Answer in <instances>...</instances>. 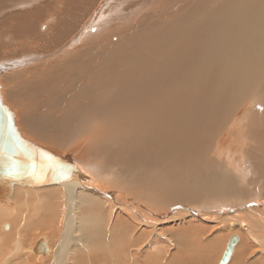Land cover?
Returning a JSON list of instances; mask_svg holds the SVG:
<instances>
[{
	"label": "bare ground",
	"instance_id": "obj_1",
	"mask_svg": "<svg viewBox=\"0 0 264 264\" xmlns=\"http://www.w3.org/2000/svg\"><path fill=\"white\" fill-rule=\"evenodd\" d=\"M157 3L160 7L151 9ZM33 4V0H14L9 10L8 6L0 9V17L5 15L0 18V84L4 85L0 87V104L12 106L4 109L18 138L28 146L58 155L65 162L64 167L68 165L81 178L58 166L66 172L65 179L32 186L13 184L11 194L0 197V226L8 229L5 233L16 227L13 220L6 221L9 214L15 215L17 210L19 218L28 207L27 213L34 216L29 215L26 220L31 228L27 234L31 235L24 251L32 254L38 241L43 239L47 248L43 258L49 264H67L65 249L75 244L85 246L89 260L96 256L101 264H158L160 257L149 255L155 254L154 250L148 254L141 252L152 240L146 239L139 246L142 236L139 231L147 229L160 236L157 232L163 230L160 226L187 217L202 222L209 230L226 226L239 238L235 253L233 248L230 256L235 259L231 264H247L251 261L249 257L264 253V198L259 190L254 193L249 192V186L248 190L239 188L250 183V177L264 179V126L258 130L260 121L264 125L261 108L264 103H260L264 93V0H50L39 9ZM165 4L167 7L162 8ZM42 8L50 9L47 19L54 18L51 37L42 40L41 48L36 50L21 45L25 49L19 52L5 51L1 46L16 47V37L26 35L32 43L40 40L38 26L46 20H41ZM157 9L162 10L164 24L154 33L150 31L152 13ZM69 13L71 19H68ZM3 27H8V31ZM72 34L75 36L71 37ZM116 37L120 38L114 40ZM121 37L132 39L119 44ZM150 37L161 38L155 46L154 69L164 67L159 61L163 49L167 50L165 62L173 47L175 52L169 67L155 74L151 87L144 86L143 75L134 76L131 87L137 93L130 98V90L122 92L111 86L128 73L135 74L137 66H143L141 54L149 53L156 42ZM110 53L119 54L115 65L123 54L120 61L123 72L103 93L87 101L90 103L86 117L78 125L70 127L69 123L65 128L75 156L58 153L57 145H62V139L55 145L48 129L58 128L63 119L61 112L55 111L56 108L37 110L35 100L49 96L56 87L67 92L78 79L74 78L75 69L97 66L100 58L103 57L102 62ZM123 115L136 116L131 125H142L137 133L144 134L145 138L176 133L178 147L167 156L170 160L177 157L176 167L164 186L158 188L165 183L163 175L152 177L155 169L138 175L137 181L141 179L143 185L147 184L142 187L137 181L136 185L134 181V185L127 181L129 186L116 182L121 181L117 170L108 166L104 171L102 163L94 159L81 163L87 169L85 172L73 165L79 164V153L100 156L101 147L97 155L95 146L110 128V118L119 117L124 121ZM249 118L254 121L245 130L244 121ZM254 137L257 142L251 145ZM71 159L73 163L69 162ZM194 165L195 171L203 166L213 172L206 170L201 176H189L188 169ZM191 177L194 181L186 186L184 180L190 181ZM160 191L174 205L166 209L159 202ZM204 198L210 204L206 208H216L220 203L227 206L226 202L240 203L245 208L227 217L170 212L176 205L201 210L199 205ZM5 199L11 202H4ZM36 201L38 205L33 208ZM184 203H196V206ZM33 225L37 232H32ZM163 231L179 241L174 252L180 260L183 255L182 264H194L193 256L186 255L188 249L182 245L197 230ZM41 232L48 234V238L36 239ZM1 236L0 233V240ZM192 245L197 248L203 244L194 241ZM196 255L201 264L206 260V257L200 258L202 250H196ZM71 260L73 264L87 262L79 258L78 251Z\"/></svg>",
	"mask_w": 264,
	"mask_h": 264
},
{
	"label": "rangeland",
	"instance_id": "obj_2",
	"mask_svg": "<svg viewBox=\"0 0 264 264\" xmlns=\"http://www.w3.org/2000/svg\"><path fill=\"white\" fill-rule=\"evenodd\" d=\"M12 1L14 0H0V9L8 6V10H9V4H11ZM48 1L50 0H33V2H35V4H33V7L39 9L41 6L46 4ZM167 5L168 4L163 5L162 8H166ZM158 7H160V3H157L151 9H155ZM57 9L60 10L61 9L60 6H58ZM8 10L5 12H8ZM5 12H3V14ZM1 13L2 12L0 11V14ZM49 14H50L49 8L41 9V20L46 19L45 22H43L42 24H45V23L47 24L45 25L43 29H41L42 24L38 26V31L41 33L39 34L40 40H38L36 43H32V40H29L31 38L26 37L25 35L23 37L15 38L17 41V44H16L17 48L16 47H5V46H1V47H3V49L7 52H12L13 49H15L18 52L20 50H24L25 48H22L21 45L33 48L35 50L38 48H41V46L39 45L40 42L44 39H47L48 37H51L52 24H53L54 18L52 16L50 19H47ZM4 16H1V17H4ZM152 16H153L152 23H151L152 30L150 31L156 33L157 30L161 29V26H163L164 24V22L162 21V17H163L162 10L161 9L155 10L152 13ZM68 19H71L70 13L68 15ZM81 25H83V21L81 22ZM3 29L8 31V27H3ZM74 33H77V31ZM73 34L71 35V37L75 36ZM118 38L120 37H116L114 38V40ZM162 38H170V37H162ZM130 39H132V37H121L118 43L121 44L123 42H127ZM150 39H155L156 42L153 44L152 49L149 53L147 51L146 54L145 53L141 54V59L143 63L145 62L144 64L142 63L143 66L142 67L137 66L134 69L135 74H133L132 73L133 71H132L131 72L132 74L128 73L131 75V77L130 75L127 74V76H123L122 81L119 80L117 81L115 85L111 86L113 89L117 88L118 90L122 92L130 90L131 91L130 92L131 96H129L130 98H134V95L137 93L136 88L131 87V85H133V81H135L134 80L135 77L139 75H143V79H145L144 86L148 88L151 87L155 83V74H159V71H161L162 69L166 67H169L170 58L175 52L174 47H173V49H171L172 51L168 54L167 62H165L163 57L167 53V50L163 49L161 53L162 55L159 61L164 67L161 69H154L153 60L155 59V46L157 42L160 41L161 38L150 37ZM35 53H39V52H35ZM7 57H10V56H7ZM102 58L103 57L100 58L98 62L100 64L97 66H94L93 64L91 66L81 69L80 71L75 69L74 78L78 77L77 79L78 82L77 81L73 82L70 85V88L67 92L63 88L56 87L54 91L49 93L50 94L49 96L38 97L34 102V105H36L37 110L47 111V110H50L51 108L52 109L56 108L55 111L61 112L60 115L62 116L63 119L61 123L59 124L58 128L56 126H50L48 129L49 138H51V141L55 145H57L59 143V140L61 141L62 139L61 141L63 142L62 145L61 146L57 145L58 153H63L64 155L71 154L72 157L75 156L71 152L72 147L70 146V142L67 138V130H65V128L67 127L69 123L71 125L70 127H75L76 125H78L86 117L87 106L90 103V102L87 103V101L92 96L103 93L107 85L111 84L114 81V78L119 76L123 72V69H121L122 66H120V61L123 58V54L121 55L116 65L115 63H116L117 58H119V54L116 55L114 53H110L109 56L105 58L104 60H102L101 62ZM3 86L4 85L0 84V87H3ZM114 92H118V91H114ZM260 103L261 104L264 103V93H263L262 100ZM38 104L41 105L42 107H38L37 106ZM2 106L3 108L12 109L11 105H8L5 103ZM117 106H119V104H117ZM261 108L264 110L263 106ZM194 111H195V108H194ZM194 111H193V114H194ZM123 117L125 118L124 121H121L120 119H118L119 117L118 118L114 117V120L110 118L109 123L111 122L110 123L111 126L110 128H108V130L105 131V133H103V135L100 137V140H99V143H100L99 145L101 146L99 145L95 146V147H98L95 149L96 150L95 153L98 152L97 149L99 150V147L103 149V150L101 149L99 150L100 156H97V157L96 156L95 157L86 156L83 153H79L78 158L80 161L77 162L79 164H74L72 159L69 160V162L73 163L75 167L77 168L79 167L80 169L79 168L78 169L80 171L85 172V170L87 169L84 168L81 165V163L85 164L86 162L92 161V159H94L99 164L102 163L103 167H101V169H103L104 171L106 170V168H109V167L115 168L117 172L119 173V178L121 180V181H116V182L122 183L126 186H129L127 182L129 180L131 182L134 181L136 185V181L139 180L138 178L139 174L143 175V173L150 172L155 169V172L152 174V177H156L157 175H160V174L163 175L165 177V183H163L158 188L164 186L166 183L169 182L173 169L176 167L177 157H175L174 160L167 159V156L176 147H178L179 143H177L176 141L177 140L176 133L173 132V133H169L165 135L150 136L149 138H145L144 134H141L140 132L137 133V131H139L142 125H139V123L137 124L138 126L131 125L133 118L135 120L136 116L123 115ZM253 121L254 119L252 118L246 119L244 121V129L248 130ZM262 126H264L263 121H260V126L258 130H260ZM124 141L128 144L124 143ZM256 142H257V137H254V140L251 143V145L255 144ZM51 145L52 143L50 144V146ZM29 147H32V146H29ZM32 148H35V147H32ZM51 148L54 150L55 146H51ZM99 154L97 153V155ZM104 166L106 167L104 168ZM193 169H195V165L191 169H188L189 176H192L194 174H196L197 176H201L202 171H206V170L212 171L210 169H203V166L199 169V171H195ZM87 173L89 174L90 171H88ZM132 173L137 175L133 179L132 177L134 174L132 175ZM128 177H130L131 179L130 178L128 179ZM250 179H251V182L243 184L244 187H241V185L238 184L239 188L248 190V186H249V188L251 187L249 192L251 191V192L257 193L260 191L261 196L264 198L262 194V191L264 190V179H259L257 177H252V178L250 177ZM140 181L142 180L140 179ZM140 181H137V184L142 183L141 184L142 187L144 185L145 187L147 186V184L143 185L144 183L143 181L142 182ZM193 181H194L193 177H191L190 181L188 179L184 180V182L186 183V186L190 185V183ZM134 182H132V184ZM145 182L150 183V180L149 181L147 180ZM171 186H174V183H171ZM163 194H164V191L158 192V195L162 199V200H159V202L162 205H166V209H168L170 208V206L174 204H171L172 203L171 199L165 200L163 198ZM244 197L242 199H244ZM25 201H26V197H25ZM4 202H11V200L5 199ZM201 203H200L201 205H199V209L203 211H207L213 208L212 206L211 208L205 207L206 204L210 205L209 200H207L206 198H204V201H201ZM184 204L188 206H194V207L196 206V203H184ZM226 204L227 206H231L229 202H226ZM37 205H38V202L36 201L34 203L33 208H36ZM178 206L180 205H176V207ZM27 209L28 207H26V210L21 213L19 218H17V210H16L15 215H14V212H11L9 214L8 219L6 221L8 222V220L10 221L13 220V222L16 225V227L12 228L9 233L6 234L5 232H7L8 229L4 228L3 230V227L0 226V233L2 234L1 240H0V264H38L39 261H40L39 264H49L48 261H45V259L43 258L46 254L44 255L43 253H36L34 252L33 249H32L33 250L32 254H27L24 251L25 246L30 242V235H31V234H27V231L31 230V228L26 223V220L29 217V215L34 216L33 213H27ZM75 215H77V217L79 216V209L77 207L75 208ZM196 221L197 220L187 218V217L179 218L177 220L166 222L164 225L160 226V229L169 230V228H175L181 231L182 229L185 228L187 231H190L193 229V232L197 230L198 233L189 235L188 240L183 242L182 246L188 249V251L185 254L193 256L192 258H193L194 264H197V263L201 264V261L196 255V250H202L203 255L200 258L206 257V260H204L202 264H218L220 257L222 255V252H223L222 248L225 249V246L227 243L226 239L228 238L229 235H232L233 233L226 226H220L217 229L212 228V230L211 229L209 230L208 227H204L202 225V222L200 221L196 222ZM34 226L35 225H33L32 227L33 228L32 232H37L38 230H35ZM163 230L157 231L158 233H161L159 234L160 236H158L157 234H153L154 231L148 232L147 229L140 230L139 233H142L141 234L142 236H141V240L139 241V246L143 244L146 239L150 238V240H152V243L146 244L145 247L141 250V252H143V254H148L151 250H154L155 254L149 253V255H152V256L156 255V257L159 256L160 259H159L158 264H182L181 260H183V255L181 256V260H180L178 255H176V253L174 252L176 251V249H178L176 248V246L179 241H177L171 233H169L168 231H163ZM39 235L40 236H37L36 239H39L42 236H46L48 238V234H45L43 232H41V234ZM15 240H18V242L16 243ZM194 241L199 245L200 244H203V245L195 248V246L192 245ZM225 241L226 243L223 247V243ZM238 242L235 246L238 245ZM235 246H234L235 248L234 253L236 250ZM84 248L81 245H77V244L73 245L70 248H66L64 253L67 255V264H73L71 257L74 255L75 251H78L79 258L87 260V262L83 261V262H80V264H101L98 257L96 256L93 257V260H89L88 255H86L87 250ZM108 254L109 253H107V258H109ZM143 254H141V256ZM240 254L241 252L239 251L238 255ZM162 256L163 258H167V259L163 260L161 258ZM143 260L144 259L142 258V261ZM148 260L150 259H145V261H148ZM232 260H235V259L231 257L226 264H231L230 261ZM249 260L251 261L250 263H247V264H264V253L263 252L258 253L255 258L249 257Z\"/></svg>",
	"mask_w": 264,
	"mask_h": 264
},
{
	"label": "water",
	"instance_id": "obj_3",
	"mask_svg": "<svg viewBox=\"0 0 264 264\" xmlns=\"http://www.w3.org/2000/svg\"><path fill=\"white\" fill-rule=\"evenodd\" d=\"M42 155V156H40ZM65 162L59 159L58 155H53L38 148L29 147L26 142L18 138L11 125V118L5 112V109L0 104V197L5 198L11 194L12 185H41L46 183H54L59 179H65L64 170L57 168L61 166L66 168L69 173H74L69 168L64 167ZM63 172V173H62ZM77 178H81L74 173ZM91 186L93 184L88 177H85ZM118 192V191H115ZM111 197V194L108 193ZM232 206H226L225 203H220V206L209 209L207 211L198 210L192 211L191 208H182L181 206L171 208L170 212H195L205 216H233L241 211L245 206L240 203H231ZM236 235L229 237L225 249L222 252L218 264H226L233 252V248L238 241ZM34 252H47L46 245L42 240H39L37 246L34 247Z\"/></svg>",
	"mask_w": 264,
	"mask_h": 264
}]
</instances>
